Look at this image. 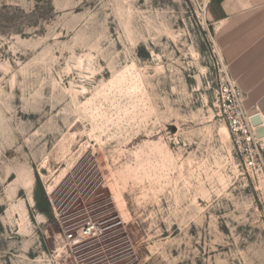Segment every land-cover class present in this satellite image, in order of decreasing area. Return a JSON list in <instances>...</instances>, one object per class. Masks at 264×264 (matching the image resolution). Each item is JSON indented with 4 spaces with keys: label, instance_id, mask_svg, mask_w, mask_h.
<instances>
[{
    "label": "rangeland",
    "instance_id": "1",
    "mask_svg": "<svg viewBox=\"0 0 264 264\" xmlns=\"http://www.w3.org/2000/svg\"><path fill=\"white\" fill-rule=\"evenodd\" d=\"M225 71L206 0H0V264H264Z\"/></svg>",
    "mask_w": 264,
    "mask_h": 264
},
{
    "label": "crops",
    "instance_id": "2",
    "mask_svg": "<svg viewBox=\"0 0 264 264\" xmlns=\"http://www.w3.org/2000/svg\"><path fill=\"white\" fill-rule=\"evenodd\" d=\"M206 14L246 108L264 116V0H206Z\"/></svg>",
    "mask_w": 264,
    "mask_h": 264
},
{
    "label": "built area",
    "instance_id": "3",
    "mask_svg": "<svg viewBox=\"0 0 264 264\" xmlns=\"http://www.w3.org/2000/svg\"><path fill=\"white\" fill-rule=\"evenodd\" d=\"M217 106L219 114L226 123L236 154L247 169L257 170L264 174V135L258 130L264 128V116L252 112L245 106V94L225 71L222 84L217 90ZM259 115L261 121L254 124L253 117ZM98 228L94 222L88 221L81 229L69 231L68 240L82 241L94 238Z\"/></svg>",
    "mask_w": 264,
    "mask_h": 264
},
{
    "label": "water",
    "instance_id": "4",
    "mask_svg": "<svg viewBox=\"0 0 264 264\" xmlns=\"http://www.w3.org/2000/svg\"><path fill=\"white\" fill-rule=\"evenodd\" d=\"M260 121H261V118L259 115H256L253 117L254 124H259ZM257 132L259 135H264V128H260Z\"/></svg>",
    "mask_w": 264,
    "mask_h": 264
},
{
    "label": "bare ground",
    "instance_id": "5",
    "mask_svg": "<svg viewBox=\"0 0 264 264\" xmlns=\"http://www.w3.org/2000/svg\"><path fill=\"white\" fill-rule=\"evenodd\" d=\"M224 132L229 137V131H228V129L226 127H224Z\"/></svg>",
    "mask_w": 264,
    "mask_h": 264
}]
</instances>
